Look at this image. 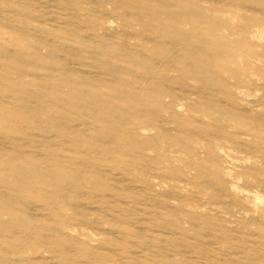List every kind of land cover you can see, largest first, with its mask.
<instances>
[{
  "label": "rangeland",
  "instance_id": "rangeland-1",
  "mask_svg": "<svg viewBox=\"0 0 264 264\" xmlns=\"http://www.w3.org/2000/svg\"><path fill=\"white\" fill-rule=\"evenodd\" d=\"M261 9L0 0V264H221L264 251V224L198 217L216 200L203 181L217 164L196 148L248 133L263 166L235 167L245 154L232 151L227 165L240 184L264 183V98L253 97L264 93V43L251 36ZM165 219L182 234L156 238Z\"/></svg>",
  "mask_w": 264,
  "mask_h": 264
},
{
  "label": "bare ground",
  "instance_id": "bare-ground-1",
  "mask_svg": "<svg viewBox=\"0 0 264 264\" xmlns=\"http://www.w3.org/2000/svg\"><path fill=\"white\" fill-rule=\"evenodd\" d=\"M260 11L264 12V10L262 9ZM251 36L253 38H256L258 42L264 43V29L254 30L251 33ZM260 63L262 62L260 61ZM256 92H258V90H256ZM234 94L235 92L232 94V96ZM248 95L251 94L244 93L243 91H241V88H238L236 94L233 97H235L238 101L252 102L253 99L249 100L246 98ZM258 96L260 99H263L264 93H257L253 97ZM183 107L184 106L182 105L178 107V111L183 112ZM242 109L246 110V108ZM155 128L156 127L154 126H144L141 127V131L144 134H151L153 133ZM233 135L235 136V138L233 137L232 139L220 137L217 138L218 140L216 141H208V144L201 143L198 146V143L195 144L198 150L203 151V148H205L210 152V155H215L216 157H214V160L211 161L215 162L222 169V171L219 172L218 166L216 165V169H214L213 171L209 170L211 171V179H205V181H203L204 185H208L211 191L214 192V194L216 195V200L199 204L198 206L205 210V212H199V214L197 215L201 219L202 217L207 219L206 224L208 226L212 225L211 220H217L218 218L220 219V221L225 220L227 222L236 223L235 221L230 220V217H236L241 222L242 226L251 224L261 226V224H264V183L260 182L259 179H257V177L255 178V176H253L252 174H248L246 175V180L244 181L245 185L240 184V178L234 175V172L237 170L234 167H229L227 165L226 158L229 157L228 154L230 153V151H232L233 154L235 152H243L245 154L244 158L242 159L243 162L241 164L235 165V167L253 171L260 169L263 166V160L259 155L251 151V148L252 150L256 149V146H254V142L251 145L248 142V139L251 138L248 133L234 131ZM204 140L205 139L203 138L200 142ZM147 183V189H149L151 187L149 185L150 182ZM123 188L127 187H125L124 185ZM170 195L173 196L175 194L167 193L164 196H166L167 198H171ZM195 204H197L196 201ZM226 215H228L229 218L225 217ZM214 216H216L217 218H215ZM169 226H173V228H169ZM159 227L161 230L156 231L158 233L156 235V238L164 235L165 239L169 240L170 237L175 234H182V232H180L181 225L179 223V220L173 222L165 219L163 221V225ZM228 238V243L233 248H241L242 250L250 249V245H247L246 242L240 240V238L234 237L233 235L229 236ZM202 245L207 246L203 243ZM204 251L205 253H210L211 250L205 247ZM110 252H112L110 249H106L103 257L109 259H111V257L114 258V255ZM210 256L211 255L209 254V257ZM234 258L233 256L226 257L221 264H239L238 260H243L244 262L247 261L246 264H253V262L257 263L258 261L264 262V251L245 254L244 257L243 255H241V257L238 256L235 259ZM209 260H211V258Z\"/></svg>",
  "mask_w": 264,
  "mask_h": 264
}]
</instances>
